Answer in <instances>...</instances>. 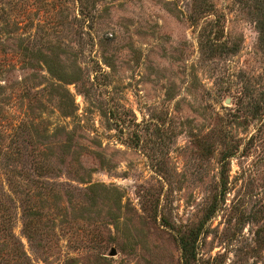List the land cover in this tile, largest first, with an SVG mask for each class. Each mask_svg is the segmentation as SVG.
Returning a JSON list of instances; mask_svg holds the SVG:
<instances>
[{
  "label": "rangeland",
  "instance_id": "374dc122",
  "mask_svg": "<svg viewBox=\"0 0 264 264\" xmlns=\"http://www.w3.org/2000/svg\"><path fill=\"white\" fill-rule=\"evenodd\" d=\"M264 0H0V264H264Z\"/></svg>",
  "mask_w": 264,
  "mask_h": 264
},
{
  "label": "trees",
  "instance_id": "16d2710c",
  "mask_svg": "<svg viewBox=\"0 0 264 264\" xmlns=\"http://www.w3.org/2000/svg\"><path fill=\"white\" fill-rule=\"evenodd\" d=\"M258 32L260 36H262L264 30L261 27H258ZM197 234V230L190 229L187 234H181L179 236L178 240L181 248L182 264H190V259L193 256V242L195 241Z\"/></svg>",
  "mask_w": 264,
  "mask_h": 264
}]
</instances>
